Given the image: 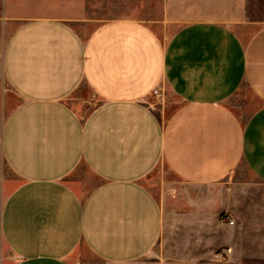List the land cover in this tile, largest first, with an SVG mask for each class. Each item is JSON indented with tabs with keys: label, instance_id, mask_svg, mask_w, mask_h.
<instances>
[{
	"label": "crops",
	"instance_id": "0c3cea01",
	"mask_svg": "<svg viewBox=\"0 0 264 264\" xmlns=\"http://www.w3.org/2000/svg\"><path fill=\"white\" fill-rule=\"evenodd\" d=\"M47 1L0 0V71L20 98L0 136L17 176L0 264H71L78 242L113 263L158 245L174 263L264 264V0H163L166 41L85 19L83 0L35 10ZM244 88L242 119L227 100ZM159 164L173 177L155 192Z\"/></svg>",
	"mask_w": 264,
	"mask_h": 264
},
{
	"label": "rangeland",
	"instance_id": "374dc122",
	"mask_svg": "<svg viewBox=\"0 0 264 264\" xmlns=\"http://www.w3.org/2000/svg\"><path fill=\"white\" fill-rule=\"evenodd\" d=\"M162 2L163 0H83V7L80 6V11H82L85 19L95 21H104L115 17H131L145 21L162 41H166L175 26L162 22ZM69 4L75 7L76 2L75 0H68L61 6L60 0H49L45 3V6L41 5L43 7L39 8L36 6L37 9L35 10L39 11L42 8L43 11L46 10L52 14H58L65 11ZM93 27L95 25L88 26L87 28L77 26V29L85 33ZM10 29V26H0V50L8 37ZM167 96L173 99L169 93ZM19 101V96L9 87L0 71V136L6 116ZM253 103L254 101L246 88L238 91L227 100V104L242 119L246 118V111L253 107ZM243 173L245 176L250 177L245 170H243ZM172 177L167 168L163 164H159L146 176L145 182L153 191L162 192V187L167 189L165 180L168 178L172 179ZM15 184H17V176L7 166L0 144V206L5 192ZM157 246L149 254L134 262L113 263L99 258L83 243L78 242L77 246L68 253L66 259L71 264H188L182 261L181 263H174L170 258L171 252L163 248H157ZM210 264H220V261L215 257Z\"/></svg>",
	"mask_w": 264,
	"mask_h": 264
},
{
	"label": "built area",
	"instance_id": "2783aa9c",
	"mask_svg": "<svg viewBox=\"0 0 264 264\" xmlns=\"http://www.w3.org/2000/svg\"><path fill=\"white\" fill-rule=\"evenodd\" d=\"M156 92H157V91L155 90L154 93H156ZM228 222H229L230 224H232V223H233V220H229Z\"/></svg>",
	"mask_w": 264,
	"mask_h": 264
}]
</instances>
